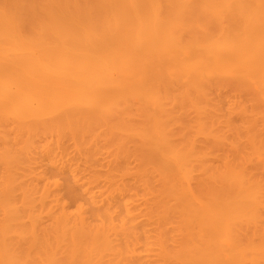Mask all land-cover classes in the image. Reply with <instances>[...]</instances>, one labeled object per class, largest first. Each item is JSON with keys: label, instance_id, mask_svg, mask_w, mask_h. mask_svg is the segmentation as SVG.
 <instances>
[{"label": "rangeland", "instance_id": "374dc122", "mask_svg": "<svg viewBox=\"0 0 264 264\" xmlns=\"http://www.w3.org/2000/svg\"><path fill=\"white\" fill-rule=\"evenodd\" d=\"M17 2L26 11L51 4L67 12L88 0L0 5ZM188 23L189 37L215 31L203 16ZM157 83L160 107L131 97L107 112L25 128L0 122V240L19 264H198L200 227L183 208L228 196L239 179L259 198L232 222V239L247 264H264V86L236 77L201 87L173 77ZM156 125L187 155L189 179L149 137ZM79 211L83 224L75 222ZM111 217L115 233L94 238Z\"/></svg>", "mask_w": 264, "mask_h": 264}, {"label": "bare ground", "instance_id": "6f19581e", "mask_svg": "<svg viewBox=\"0 0 264 264\" xmlns=\"http://www.w3.org/2000/svg\"><path fill=\"white\" fill-rule=\"evenodd\" d=\"M198 16L215 31L189 37L188 21ZM163 77L198 87L225 77L264 86V0H88L67 12L51 4L31 11L21 2L0 5V122L25 128L61 114L107 112L131 97L160 107ZM149 137L189 179L187 155L157 125ZM229 188L226 197L183 208L187 222L200 227L198 264L250 261L231 224L254 211L258 191L240 179ZM127 215L136 219L132 207ZM75 216L84 223L82 211ZM110 221L94 238L108 241L117 227ZM0 255V264H19L3 240Z\"/></svg>", "mask_w": 264, "mask_h": 264}]
</instances>
